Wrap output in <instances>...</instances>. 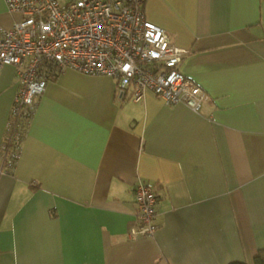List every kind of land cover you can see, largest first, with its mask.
Masks as SVG:
<instances>
[{"label":"crops","instance_id":"obj_1","mask_svg":"<svg viewBox=\"0 0 264 264\" xmlns=\"http://www.w3.org/2000/svg\"><path fill=\"white\" fill-rule=\"evenodd\" d=\"M187 49L198 112L65 69L35 98L13 169L0 171V264H254L264 249V0H144ZM0 0V28L17 20ZM18 88L0 69V145ZM0 169L1 160H0ZM157 227L132 238L134 185Z\"/></svg>","mask_w":264,"mask_h":264},{"label":"built area","instance_id":"obj_2","mask_svg":"<svg viewBox=\"0 0 264 264\" xmlns=\"http://www.w3.org/2000/svg\"><path fill=\"white\" fill-rule=\"evenodd\" d=\"M143 1L4 0L19 18L0 28V69L14 66L18 88L0 145V171L13 169L35 98L65 69L115 78L119 98L130 90L137 102L151 92L167 105L199 111L205 92L181 70L187 49L146 18ZM133 191L135 220L128 234L150 237L157 227L155 186L138 181Z\"/></svg>","mask_w":264,"mask_h":264},{"label":"trees","instance_id":"obj_3","mask_svg":"<svg viewBox=\"0 0 264 264\" xmlns=\"http://www.w3.org/2000/svg\"><path fill=\"white\" fill-rule=\"evenodd\" d=\"M254 264H264V249H258L253 260ZM229 264H246L243 261H232Z\"/></svg>","mask_w":264,"mask_h":264},{"label":"rangeland","instance_id":"obj_4","mask_svg":"<svg viewBox=\"0 0 264 264\" xmlns=\"http://www.w3.org/2000/svg\"><path fill=\"white\" fill-rule=\"evenodd\" d=\"M66 1H67V0H60V2H62V3H63V2H66Z\"/></svg>","mask_w":264,"mask_h":264}]
</instances>
